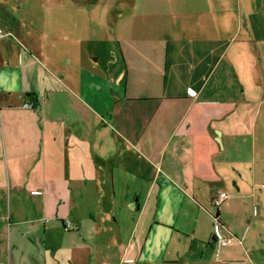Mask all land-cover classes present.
<instances>
[{
	"label": "crops",
	"instance_id": "0c3cea01",
	"mask_svg": "<svg viewBox=\"0 0 264 264\" xmlns=\"http://www.w3.org/2000/svg\"><path fill=\"white\" fill-rule=\"evenodd\" d=\"M254 2L0 0V264H264ZM64 93L90 121L63 119Z\"/></svg>",
	"mask_w": 264,
	"mask_h": 264
},
{
	"label": "rangeland",
	"instance_id": "374dc122",
	"mask_svg": "<svg viewBox=\"0 0 264 264\" xmlns=\"http://www.w3.org/2000/svg\"><path fill=\"white\" fill-rule=\"evenodd\" d=\"M254 3H255L256 7L257 6L264 7V0H255ZM67 63L68 62L65 61V62H63L62 65L60 64V67L62 66L61 67L62 70L58 72L57 78L62 80L64 87H69V89L70 88L74 89L80 97H83L84 100H86V98H85L86 92L83 90V88H85L87 86V82H90L91 80L86 77V74H78L77 75V73L74 72V70H72L70 68L71 66H68ZM77 80H79L80 82L76 83ZM105 97H106V95H104L103 92H101L98 95V98H100V100H102V98L104 99ZM256 97L259 98L260 96H256ZM66 98L67 97H66L65 93L61 94L59 96V100H60V102H62V105H63L61 113L63 115L64 120H67V119L74 120L76 118H80V119H86V120L90 121V119H91L90 115H92V114H91V110L88 107L82 106L79 101H77L78 104L76 105V98H75V100L74 99L72 100V103L70 101H66ZM68 105L73 107V111H70L69 107H67ZM76 109H77V111H76ZM64 143H65V139H64ZM30 178H31L30 189H40V188H37V185H41V184L36 179V176L34 174H32V175H30ZM260 183H261V185H262V183L264 184V178H263L262 182H260ZM260 187H261L260 190L264 191V185L260 186ZM20 193H21L20 191H14L13 194L10 195V197L13 198V195H14V197H16L17 196L16 194H20ZM25 194H26V192H25ZM6 195H7V193H5V198H8ZM45 197L47 198V202L49 203V205H50V202L52 204V207H50V206L47 207L46 216L47 217H54L56 214L61 215L60 211H61V209L63 210V207H62L63 205H59L58 201L55 202L57 200V197H56V194L54 191L46 190V192H44V190L42 189L40 192L32 194L31 200H32V202L35 200L38 201V200H41ZM131 205H132V203L128 205L129 209L131 208ZM5 209H6V207H5ZM58 209L60 211H58Z\"/></svg>",
	"mask_w": 264,
	"mask_h": 264
},
{
	"label": "built area",
	"instance_id": "2783aa9c",
	"mask_svg": "<svg viewBox=\"0 0 264 264\" xmlns=\"http://www.w3.org/2000/svg\"><path fill=\"white\" fill-rule=\"evenodd\" d=\"M1 31H0V36H1ZM24 108H27V109H32L33 108V104L31 103H26L24 104ZM227 198L226 194L223 193V192H218L216 193L213 198H212V201H211V205L213 208H218L223 202L224 200ZM213 219H214V222L216 223L217 222V217L215 215H213ZM72 229V225H71V222L66 220L64 222V230L65 231H69ZM230 244V241L229 240H217L216 243H215V247L216 248H220V247H225L227 245Z\"/></svg>",
	"mask_w": 264,
	"mask_h": 264
},
{
	"label": "water",
	"instance_id": "95a60500",
	"mask_svg": "<svg viewBox=\"0 0 264 264\" xmlns=\"http://www.w3.org/2000/svg\"><path fill=\"white\" fill-rule=\"evenodd\" d=\"M218 137H219V134L217 133L216 141L220 144V139Z\"/></svg>",
	"mask_w": 264,
	"mask_h": 264
},
{
	"label": "trees",
	"instance_id": "16d2710c",
	"mask_svg": "<svg viewBox=\"0 0 264 264\" xmlns=\"http://www.w3.org/2000/svg\"><path fill=\"white\" fill-rule=\"evenodd\" d=\"M217 217V216H216Z\"/></svg>",
	"mask_w": 264,
	"mask_h": 264
}]
</instances>
